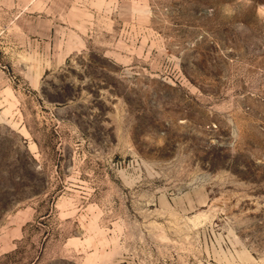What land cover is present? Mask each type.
Returning <instances> with one entry per match:
<instances>
[{
  "label": "rangeland",
  "instance_id": "rangeland-1",
  "mask_svg": "<svg viewBox=\"0 0 264 264\" xmlns=\"http://www.w3.org/2000/svg\"><path fill=\"white\" fill-rule=\"evenodd\" d=\"M0 264H264V0H0Z\"/></svg>",
  "mask_w": 264,
  "mask_h": 264
}]
</instances>
